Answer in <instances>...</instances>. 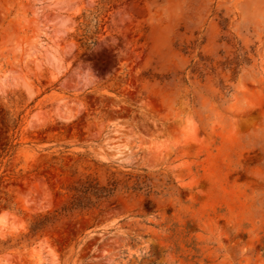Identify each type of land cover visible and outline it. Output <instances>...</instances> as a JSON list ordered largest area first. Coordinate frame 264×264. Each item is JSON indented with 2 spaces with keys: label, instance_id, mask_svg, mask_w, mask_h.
Listing matches in <instances>:
<instances>
[{
  "label": "rangeland",
  "instance_id": "374dc122",
  "mask_svg": "<svg viewBox=\"0 0 264 264\" xmlns=\"http://www.w3.org/2000/svg\"><path fill=\"white\" fill-rule=\"evenodd\" d=\"M0 264H264V0H0Z\"/></svg>",
  "mask_w": 264,
  "mask_h": 264
},
{
  "label": "trees",
  "instance_id": "16d2710c",
  "mask_svg": "<svg viewBox=\"0 0 264 264\" xmlns=\"http://www.w3.org/2000/svg\"><path fill=\"white\" fill-rule=\"evenodd\" d=\"M97 25L96 28L98 27ZM80 41L82 46L87 48L95 43L93 36L87 33L84 34V37ZM131 179L132 177H129L123 183L117 179L102 183L98 178L91 175L78 179L69 187L66 200L59 208L34 218L30 226V234L35 236L47 227L53 226L64 219L100 207L116 194L121 185H124L126 189L140 190L139 179L135 181L132 187L129 186Z\"/></svg>",
  "mask_w": 264,
  "mask_h": 264
}]
</instances>
